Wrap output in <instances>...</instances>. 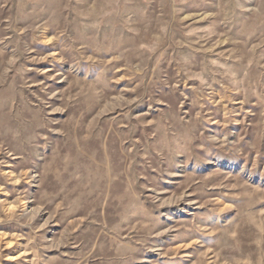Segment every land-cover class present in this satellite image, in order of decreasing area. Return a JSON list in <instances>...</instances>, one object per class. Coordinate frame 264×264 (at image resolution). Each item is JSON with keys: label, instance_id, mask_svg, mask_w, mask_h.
Returning a JSON list of instances; mask_svg holds the SVG:
<instances>
[{"label": "rangeland", "instance_id": "1", "mask_svg": "<svg viewBox=\"0 0 264 264\" xmlns=\"http://www.w3.org/2000/svg\"><path fill=\"white\" fill-rule=\"evenodd\" d=\"M0 264H264V0H0Z\"/></svg>", "mask_w": 264, "mask_h": 264}]
</instances>
